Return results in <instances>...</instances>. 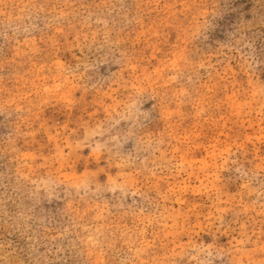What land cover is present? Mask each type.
<instances>
[{
  "label": "rangeland",
  "instance_id": "obj_1",
  "mask_svg": "<svg viewBox=\"0 0 264 264\" xmlns=\"http://www.w3.org/2000/svg\"><path fill=\"white\" fill-rule=\"evenodd\" d=\"M0 264H264V0H0Z\"/></svg>",
  "mask_w": 264,
  "mask_h": 264
}]
</instances>
